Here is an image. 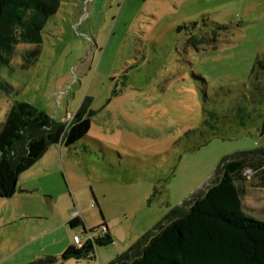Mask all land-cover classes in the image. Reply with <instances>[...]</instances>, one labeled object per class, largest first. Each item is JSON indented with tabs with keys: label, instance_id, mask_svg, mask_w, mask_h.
<instances>
[{
	"label": "rangeland",
	"instance_id": "1",
	"mask_svg": "<svg viewBox=\"0 0 264 264\" xmlns=\"http://www.w3.org/2000/svg\"><path fill=\"white\" fill-rule=\"evenodd\" d=\"M39 44L19 43L0 71V127L27 101L55 122L85 104L90 130L51 144L0 196V264L58 256L105 221L109 262L185 206L221 162L264 149V0H59ZM246 214L264 220L254 173Z\"/></svg>",
	"mask_w": 264,
	"mask_h": 264
},
{
	"label": "trees",
	"instance_id": "2",
	"mask_svg": "<svg viewBox=\"0 0 264 264\" xmlns=\"http://www.w3.org/2000/svg\"><path fill=\"white\" fill-rule=\"evenodd\" d=\"M59 0H0V71L11 61L19 43L39 44L47 18ZM0 78V91L10 90ZM85 104L67 125L27 101L16 100L0 127V196H13L21 173L32 167L60 141L71 145L91 128ZM264 132V124L262 128ZM255 175L254 187H264V149L243 151L226 157L214 179L185 206L174 207L152 229L107 264H264V220L246 214L243 196ZM74 228L95 233L104 227L103 236L70 244L63 258L94 259L96 248L113 242L108 226L87 227L75 215ZM92 253V254H90ZM55 256L45 255L30 264H53Z\"/></svg>",
	"mask_w": 264,
	"mask_h": 264
},
{
	"label": "crops",
	"instance_id": "3",
	"mask_svg": "<svg viewBox=\"0 0 264 264\" xmlns=\"http://www.w3.org/2000/svg\"><path fill=\"white\" fill-rule=\"evenodd\" d=\"M84 229V228H83ZM75 235H79V234H75ZM74 235V236H75ZM74 236H73V242L71 243V244H73V245H75V243H74ZM81 237H82V242L84 241V240H86V235L84 234V232H83V230H82V235H80ZM70 245V244H69ZM68 245V246H69ZM68 246H65L62 250H61V252H59L60 254L58 255V256H56V255H51V256H55L56 258H57V261L55 262V263H53V264H65V263H67V262H70V261H76V260H82V259H85V258H82V259H76V258H74V257H71V258H63L62 257V254L64 253V251L67 249V247ZM128 248V247H127ZM126 250V249H125ZM98 257V255H97V253H96V257L95 258H97ZM94 258V259H95ZM111 261V260H110ZM109 261V262H110ZM108 262H106V261H104V262H100V264H107Z\"/></svg>",
	"mask_w": 264,
	"mask_h": 264
},
{
	"label": "built area",
	"instance_id": "4",
	"mask_svg": "<svg viewBox=\"0 0 264 264\" xmlns=\"http://www.w3.org/2000/svg\"><path fill=\"white\" fill-rule=\"evenodd\" d=\"M104 232H105L104 227L100 228L95 233L88 232L86 234V239L94 241L98 236H103ZM74 243L76 246H80L82 244V237L80 235H75L74 236ZM90 254H92V253H90Z\"/></svg>",
	"mask_w": 264,
	"mask_h": 264
}]
</instances>
